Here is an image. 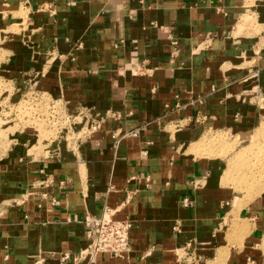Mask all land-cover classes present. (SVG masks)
<instances>
[{
  "label": "crops",
  "instance_id": "crops-1",
  "mask_svg": "<svg viewBox=\"0 0 264 264\" xmlns=\"http://www.w3.org/2000/svg\"><path fill=\"white\" fill-rule=\"evenodd\" d=\"M0 23V105L30 87L102 120L0 141V264H264V179L233 159L264 120V0H0ZM103 208L130 251L79 261Z\"/></svg>",
  "mask_w": 264,
  "mask_h": 264
},
{
  "label": "built area",
  "instance_id": "built-area-1",
  "mask_svg": "<svg viewBox=\"0 0 264 264\" xmlns=\"http://www.w3.org/2000/svg\"><path fill=\"white\" fill-rule=\"evenodd\" d=\"M178 100V97H177ZM203 97H196L188 99L184 103L175 104L172 108L174 112H179L196 105H202L204 102ZM33 106L47 105L46 120L48 125L56 132V137H69L73 141H79L86 137L88 134L95 132L99 129L102 120L97 116L86 115L83 111H78L75 115L68 114L66 109L56 103L43 101L38 92L30 87H26L21 92V97L16 105L27 103ZM16 105H0V115L2 112L10 111ZM45 107V106H44ZM3 116V115H1ZM55 126V128H54ZM182 205L188 206L189 200L182 199ZM120 208L112 210L103 208L101 216L98 218L87 216L83 225L86 230L85 240L86 248L82 252L79 261L82 259L94 260L98 255H107L112 258H123L130 251L129 245V232L131 230V223L127 218L116 219V215ZM61 261H68L67 255L61 256Z\"/></svg>",
  "mask_w": 264,
  "mask_h": 264
},
{
  "label": "rangeland",
  "instance_id": "rangeland-1",
  "mask_svg": "<svg viewBox=\"0 0 264 264\" xmlns=\"http://www.w3.org/2000/svg\"><path fill=\"white\" fill-rule=\"evenodd\" d=\"M9 32L10 29L5 30V27L0 25V66L6 58L3 53V41ZM0 82H2L1 77ZM48 101L50 102V100ZM44 106L38 105L36 108V106L27 102L16 105L10 111L2 112L1 115L3 116L0 115V141L3 140L7 146L9 142L14 144L16 141L15 136L17 137L20 134L27 136V138H30L31 134V138L36 135L38 143L54 139L56 132L51 131L52 129L48 125L46 120L47 105L44 104ZM224 140L221 136L206 137L201 142L202 149L204 151L209 147H213L215 150L214 155L217 156L223 151L222 142ZM249 140L248 138L249 143L241 148V153L233 158L234 160L241 159V187L245 189L247 194L250 191L257 193L262 189L260 184L264 179V120Z\"/></svg>",
  "mask_w": 264,
  "mask_h": 264
}]
</instances>
